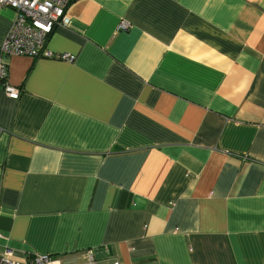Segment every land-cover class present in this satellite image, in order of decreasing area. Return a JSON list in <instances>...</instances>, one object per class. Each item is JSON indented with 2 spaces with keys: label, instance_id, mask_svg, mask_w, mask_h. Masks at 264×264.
<instances>
[{
  "label": "crops",
  "instance_id": "obj_1",
  "mask_svg": "<svg viewBox=\"0 0 264 264\" xmlns=\"http://www.w3.org/2000/svg\"><path fill=\"white\" fill-rule=\"evenodd\" d=\"M0 87V264H264V0H71ZM14 12L0 10V43ZM126 22L128 28L120 27Z\"/></svg>",
  "mask_w": 264,
  "mask_h": 264
},
{
  "label": "built area",
  "instance_id": "obj_2",
  "mask_svg": "<svg viewBox=\"0 0 264 264\" xmlns=\"http://www.w3.org/2000/svg\"><path fill=\"white\" fill-rule=\"evenodd\" d=\"M71 0H0V10L10 8L14 18L3 41L0 43V87L11 98H18L20 90L7 83V60L11 56H30L33 58H51L72 62L73 55L53 52L46 48V40L57 26H67L70 18L67 8ZM120 27L128 28L126 22ZM0 238L2 234L0 233ZM94 248H88L78 258L58 257L48 254L31 255L28 264H96ZM7 250L1 261L16 264Z\"/></svg>",
  "mask_w": 264,
  "mask_h": 264
}]
</instances>
